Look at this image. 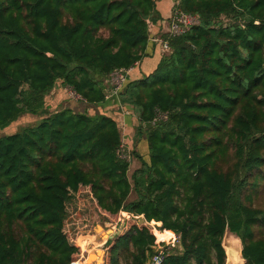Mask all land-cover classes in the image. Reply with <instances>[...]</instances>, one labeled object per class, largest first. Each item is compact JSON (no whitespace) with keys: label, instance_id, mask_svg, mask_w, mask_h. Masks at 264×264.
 Segmentation results:
<instances>
[{"label":"trees","instance_id":"trees-1","mask_svg":"<svg viewBox=\"0 0 264 264\" xmlns=\"http://www.w3.org/2000/svg\"><path fill=\"white\" fill-rule=\"evenodd\" d=\"M174 10L199 24L166 33L169 51L119 92L147 149L129 176L115 117L48 113L45 97L61 80L103 105L109 74L147 56L155 1L0 0V129L41 117L0 136V264L75 261L64 221L80 187L105 214L160 224L154 235L126 222L104 264H147L155 236L175 235L179 249L161 264H225L226 231L243 264H264V0H179ZM157 110L167 119L152 124Z\"/></svg>","mask_w":264,"mask_h":264},{"label":"rangeland","instance_id":"rangeland-1","mask_svg":"<svg viewBox=\"0 0 264 264\" xmlns=\"http://www.w3.org/2000/svg\"><path fill=\"white\" fill-rule=\"evenodd\" d=\"M122 88L123 87L119 89V92H121ZM106 89L107 94L112 90V86L109 85L107 81ZM119 94L120 93L116 94L118 101H116V99H114L113 102L109 100V108L105 109L102 105L94 106L86 104L78 95H76L71 90L70 87L63 84L61 80H58L53 89L46 95L45 105L48 113H53L59 109L67 107L71 108L75 112H87L90 114L105 113L110 115L111 117H115L122 139V153L126 156V158L130 160L128 170V175L130 176L132 172L140 166V158H146L147 149L145 147V140L143 139L144 136L140 137V139L133 136L138 125V118L137 115L133 112L131 106L125 105V103L120 101L121 97ZM40 118V116L36 115L23 114L16 121L12 122L8 127L4 128L3 130L0 129V136L19 131L24 126L34 125L39 121ZM125 120H129L130 124H127ZM128 126H130L131 132L127 131ZM129 139L131 140V142L127 143ZM136 197V192L131 191L130 195L127 198V202L135 200ZM66 212L67 216L64 221V231L73 244L77 243L81 245L80 239L86 236H91L94 237V242L96 241L97 245L102 243L100 246H106V242L110 240H107L108 235L114 232L115 235L112 237L114 238L116 235L120 234L123 226L126 225V222L128 221L137 222L138 224H144L152 233L154 232V229L160 230V224L146 221L140 223L141 216H131L129 219H126L127 213L125 212L123 214L120 212L114 215L105 214L97 207L96 200L93 198L88 187H80L79 190L73 194L70 201L66 204ZM175 237L177 238L176 235ZM231 237L239 241L240 247L241 243L239 238H237L235 234L230 233L229 231H227L224 235V242L227 243V240ZM174 243L175 245L173 248L179 249L177 242L174 241ZM97 248L99 247L96 246V250ZM91 249V247H87V250ZM89 254H91V257L90 259L87 258L88 263H91L93 260H97V254H94L92 252H89ZM104 262L105 259L101 261L102 264H104Z\"/></svg>","mask_w":264,"mask_h":264},{"label":"built area","instance_id":"built-area-1","mask_svg":"<svg viewBox=\"0 0 264 264\" xmlns=\"http://www.w3.org/2000/svg\"><path fill=\"white\" fill-rule=\"evenodd\" d=\"M199 22H200L199 17L195 14L183 12L181 10H174L172 12L170 20L168 21L166 33L170 37L181 36L185 32H187V30H189L192 26L198 25ZM152 40L159 43V46H160L161 50L163 51V53L169 51V44H168V41L166 39L153 38ZM131 69H132V67L128 68V69H123V68L115 69L109 74L107 82L109 85L112 86V90L109 92L110 95L111 94L116 95L117 93H119V91H120L119 89L121 87H123V85L125 84L127 76H128V72ZM109 93L106 95V97L109 95ZM166 119H167V113L157 110L155 112L154 118L152 120V124H154L158 121L166 120ZM121 148H122V146H120V148L118 149V154L121 158H124L127 160L128 158H126V156L122 153ZM121 213L123 214L124 211H121ZM136 217H139V216H136ZM174 241L177 242L176 237H172L167 241H164V240L158 241L156 236H155L154 245L152 246L153 254L148 259L147 264H161V262L163 261V259L166 256V254L168 253L167 252L168 249L170 247H174V245H175ZM75 245L80 248V251L77 255V259L75 261H73L71 264H96L95 262H91V263L87 262V255L89 253V250H87L88 246L83 247L79 244H75Z\"/></svg>","mask_w":264,"mask_h":264},{"label":"crops","instance_id":"crops-1","mask_svg":"<svg viewBox=\"0 0 264 264\" xmlns=\"http://www.w3.org/2000/svg\"><path fill=\"white\" fill-rule=\"evenodd\" d=\"M154 1H155V7H156L159 18L157 19V21L151 22L149 26L150 39L147 44V56H145L141 61L134 64L132 69L128 72L129 79H135V78H138V77H141L143 75L150 73L152 69L154 68V66L156 65L157 61L159 60L160 56L163 54V51L161 50L159 43L153 41L152 39L153 38L160 39L164 37V35L167 32L168 21L171 17L174 6L178 3L179 0H154ZM146 69H147V72H146ZM114 99L118 101L116 95L111 94L107 96L105 100L106 102L102 105L103 108L105 109L109 108L108 107V104L110 103L109 100L113 102ZM125 122L127 124H130L129 120H125ZM127 131L131 132L130 126L127 127ZM129 142H131L130 139L127 141V143ZM93 238L94 237L87 238L85 240V246L91 247L92 249L89 250V252L96 254V246L101 247L100 245L102 243L97 245L96 241L94 242L95 239ZM105 256L104 255L102 256L101 261L105 259ZM101 261H98L97 263H101Z\"/></svg>","mask_w":264,"mask_h":264},{"label":"water","instance_id":"water-1","mask_svg":"<svg viewBox=\"0 0 264 264\" xmlns=\"http://www.w3.org/2000/svg\"><path fill=\"white\" fill-rule=\"evenodd\" d=\"M145 220H144V217L143 216H141L140 217V223H143ZM227 232V231H226ZM226 232H225V234H226ZM224 234V235H225ZM115 235V233L113 232V233H110L109 235H108V237H107V240L108 239H111L113 236ZM224 238V237H223ZM232 238V237H231ZM231 238H229L228 240H227V243H225L224 242V239L222 240V246H223V248H224V251H225V256H226V258H225V264H243V262H244V260H243V258H242V256H241V246L239 247V241H238V243L237 244H231L230 243V239ZM238 238V237H237ZM241 243V242H240ZM99 251H101L102 252V256L104 255H106V252H105V246H101V247H99V248H97V250H96V253H99ZM238 253L239 254V256L241 257V259L242 260H240V259H235V256H234V253ZM90 257H91V254H89L88 253V255H87V258L88 259H90ZM92 262H95L96 264H97V260H93Z\"/></svg>","mask_w":264,"mask_h":264},{"label":"bare ground","instance_id":"bare-ground-1","mask_svg":"<svg viewBox=\"0 0 264 264\" xmlns=\"http://www.w3.org/2000/svg\"><path fill=\"white\" fill-rule=\"evenodd\" d=\"M97 230H99V229H97ZM231 241H230V243L231 244H237L238 243V241L236 240V239H234V238H231L230 239ZM82 245V244H81ZM83 246V245H82ZM84 247V246H83ZM97 254V262L98 261H101V256H102V254L100 253V251H99V253H96ZM100 254V255H99ZM234 256H235V259H240V260H242L241 259V257L239 256V254L236 252V253H234ZM97 264H100V263H97Z\"/></svg>","mask_w":264,"mask_h":264}]
</instances>
